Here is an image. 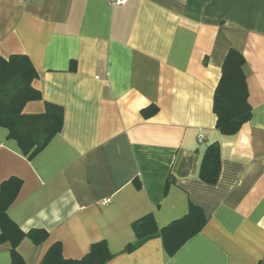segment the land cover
<instances>
[{
  "label": "crops",
  "instance_id": "1",
  "mask_svg": "<svg viewBox=\"0 0 264 264\" xmlns=\"http://www.w3.org/2000/svg\"><path fill=\"white\" fill-rule=\"evenodd\" d=\"M229 49L245 60L251 116L224 135L212 102ZM10 54L38 73L42 98L22 112L64 108L61 130L30 159L0 126V183L21 180L7 214L48 232L18 244L25 264L56 242L79 259L99 241L112 254L104 264H264V0H0V56ZM214 141L220 171L208 184L198 168ZM189 203L207 221L174 254L160 237L123 251L133 221L152 213L163 227ZM0 264H11L8 242Z\"/></svg>",
  "mask_w": 264,
  "mask_h": 264
},
{
  "label": "trees",
  "instance_id": "2",
  "mask_svg": "<svg viewBox=\"0 0 264 264\" xmlns=\"http://www.w3.org/2000/svg\"><path fill=\"white\" fill-rule=\"evenodd\" d=\"M244 57L234 49H229L221 65V75L214 89L212 110L216 116L215 128L224 135L238 132L242 124L251 116L248 103L246 78L243 71ZM38 73L31 60L25 54L0 56V126L7 130V137L14 139L21 152L32 158L42 150L50 139L58 133L63 124L62 105L45 101L44 111L38 114L22 112L24 104L31 100H40V91L33 87L32 81ZM157 111L155 105L141 110L144 116ZM220 171V144L211 142L205 148L198 168L202 181L214 184ZM171 179L165 183V191ZM136 184H138L136 182ZM21 180L11 176L0 183V243L10 245L11 264H25L17 252V246L24 237L34 245H39L48 236L44 229L23 231L7 214V209L16 198ZM207 221L202 208L189 203L186 214L158 227L152 213H148L132 222L135 242L128 243L123 251H131L153 237H160L162 246L168 255L174 254L184 242L198 233ZM106 243L99 241L90 246L88 253L79 259H67L62 256L61 244H52L44 254L41 264H104L111 258Z\"/></svg>",
  "mask_w": 264,
  "mask_h": 264
},
{
  "label": "built area",
  "instance_id": "3",
  "mask_svg": "<svg viewBox=\"0 0 264 264\" xmlns=\"http://www.w3.org/2000/svg\"><path fill=\"white\" fill-rule=\"evenodd\" d=\"M26 1H33V0H26ZM106 3L110 6H122L126 4L127 0H105ZM198 140H202L204 137L201 133L197 135Z\"/></svg>",
  "mask_w": 264,
  "mask_h": 264
}]
</instances>
